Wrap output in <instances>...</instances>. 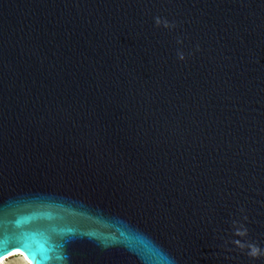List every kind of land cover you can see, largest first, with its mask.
I'll return each instance as SVG.
<instances>
[{
  "label": "water",
  "instance_id": "obj_1",
  "mask_svg": "<svg viewBox=\"0 0 264 264\" xmlns=\"http://www.w3.org/2000/svg\"><path fill=\"white\" fill-rule=\"evenodd\" d=\"M0 240L264 264V0H0Z\"/></svg>",
  "mask_w": 264,
  "mask_h": 264
},
{
  "label": "rangeland",
  "instance_id": "obj_2",
  "mask_svg": "<svg viewBox=\"0 0 264 264\" xmlns=\"http://www.w3.org/2000/svg\"><path fill=\"white\" fill-rule=\"evenodd\" d=\"M2 264H28L23 255H14L6 258Z\"/></svg>",
  "mask_w": 264,
  "mask_h": 264
},
{
  "label": "snow or ice",
  "instance_id": "obj_3",
  "mask_svg": "<svg viewBox=\"0 0 264 264\" xmlns=\"http://www.w3.org/2000/svg\"><path fill=\"white\" fill-rule=\"evenodd\" d=\"M12 247H20V245H8L6 242L0 240V255L6 251H11Z\"/></svg>",
  "mask_w": 264,
  "mask_h": 264
},
{
  "label": "bare ground",
  "instance_id": "obj_4",
  "mask_svg": "<svg viewBox=\"0 0 264 264\" xmlns=\"http://www.w3.org/2000/svg\"><path fill=\"white\" fill-rule=\"evenodd\" d=\"M14 255H23V256L25 257V259L27 260L28 264H30L29 260L26 258V256H25L22 252L16 250V251L12 252L8 257L14 256ZM8 257H6V258H8ZM6 258H2V259H0V264H2V262H3Z\"/></svg>",
  "mask_w": 264,
  "mask_h": 264
}]
</instances>
